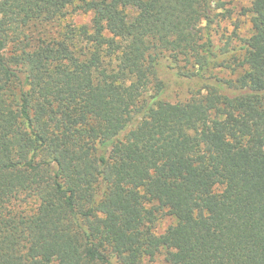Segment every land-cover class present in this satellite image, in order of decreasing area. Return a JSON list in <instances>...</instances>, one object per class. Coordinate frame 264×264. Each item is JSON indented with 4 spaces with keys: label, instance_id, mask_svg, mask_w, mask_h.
<instances>
[{
    "label": "trees",
    "instance_id": "obj_1",
    "mask_svg": "<svg viewBox=\"0 0 264 264\" xmlns=\"http://www.w3.org/2000/svg\"><path fill=\"white\" fill-rule=\"evenodd\" d=\"M225 6L0 0V264H264V0L238 49Z\"/></svg>",
    "mask_w": 264,
    "mask_h": 264
},
{
    "label": "rangeland",
    "instance_id": "obj_2",
    "mask_svg": "<svg viewBox=\"0 0 264 264\" xmlns=\"http://www.w3.org/2000/svg\"><path fill=\"white\" fill-rule=\"evenodd\" d=\"M227 17L221 18L220 23L214 28L215 43L217 47H224L228 42L237 49L243 45V41L251 35V15L245 12L251 6V0H225ZM91 20V15H86L75 8H70L68 17L65 20L68 23L77 25L87 24ZM231 58V56H227ZM168 62H164L160 70V77L168 85L166 95L163 97L164 101L169 102H183L189 99L192 94L200 88H203L208 82L200 78L194 80L182 79L175 74V69L169 66ZM220 77L229 78L230 70L220 71L216 70ZM175 223L172 217H166L159 223V231H164L168 226ZM158 259L157 262H160Z\"/></svg>",
    "mask_w": 264,
    "mask_h": 264
}]
</instances>
